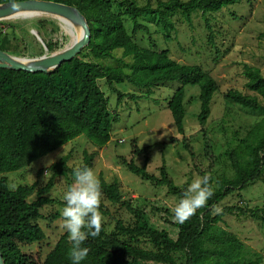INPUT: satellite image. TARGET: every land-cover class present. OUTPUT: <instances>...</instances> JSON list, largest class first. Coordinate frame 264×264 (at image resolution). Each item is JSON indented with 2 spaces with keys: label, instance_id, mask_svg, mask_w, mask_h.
<instances>
[{
  "label": "trees",
  "instance_id": "16d2710c",
  "mask_svg": "<svg viewBox=\"0 0 264 264\" xmlns=\"http://www.w3.org/2000/svg\"><path fill=\"white\" fill-rule=\"evenodd\" d=\"M19 0H0V3ZM75 6L86 18L90 28L89 43L69 61L49 72H27L0 67V173L24 168L61 145L84 134L98 146L111 138L112 125L118 120L109 108V99L99 85L103 80L116 94L117 102L123 97H137L124 93L115 85L127 83L150 93L154 87L177 80L179 85L167 99L176 131L195 161L191 141L184 134V95L186 85L198 86L199 113L197 120L204 135V151L214 163L210 138L203 125L211 110V102L218 83L209 71L197 64L176 61L167 48L159 47L150 35L140 16H148L161 26L165 36L175 29L173 17L190 22L192 15L200 12L208 30V42L219 52L214 43V28L207 14H214L240 0H151L143 5L136 0H52ZM131 26L128 30L127 25ZM143 31L147 45L135 39ZM26 33V32H25ZM25 34L19 32L11 21L0 19V50L15 56H28L29 47ZM48 52L61 50L58 42L46 40ZM68 46V45H66ZM65 46V47H66ZM120 53L117 55V53ZM83 56V57H82ZM111 59L114 63L100 62ZM245 86L264 100V76L258 67L244 65ZM261 120L244 137L238 139L227 152L233 175L217 179L218 187L208 200L207 206L198 209L183 224L174 222V232L152 226L141 208L123 200L119 182L110 183L100 178L103 197L112 204H121L131 214V222L116 219L113 229L107 230L102 223L99 236H88L82 247L89 253L80 264H260L261 254L245 256V244L235 234L219 226L222 213L213 214V206L235 189L242 190L249 183H264V103L256 96L230 89L225 95ZM146 148H140L145 150ZM140 150L133 144L130 156H119L120 162L130 172L177 195L179 200L187 185H175L163 163L159 176L149 173L145 165L135 163L133 155ZM95 153L83 152L82 164L69 165L70 152L48 165L47 183L38 186L18 185L13 190L6 177H0V252L4 264H73L70 257L72 243L68 232L62 234L43 259H36L23 250L22 245L40 242L45 233L37 223L42 206L52 203L64 205V196L52 198L48 194L55 180L65 176L66 190L74 181V169L93 168ZM196 170L202 177L210 175L195 161ZM34 196L33 199H29ZM102 213L107 210L102 209ZM236 210L242 215L264 220V205L253 208L225 206L222 212ZM173 217L172 209L163 208ZM56 214H54L55 216ZM177 254V255H176Z\"/></svg>",
  "mask_w": 264,
  "mask_h": 264
},
{
  "label": "rangeland",
  "instance_id": "374dc122",
  "mask_svg": "<svg viewBox=\"0 0 264 264\" xmlns=\"http://www.w3.org/2000/svg\"><path fill=\"white\" fill-rule=\"evenodd\" d=\"M143 5L147 0H136ZM157 0H151L155 6ZM214 28V43L219 52L208 42V30L205 27L204 16L200 12L192 15L191 21L186 22L181 17H173L175 29L165 36L161 26L148 16H140L139 21L146 25L150 35L161 48H167L176 61L197 64L209 71L218 83L210 115L203 125L207 137L210 138L214 163L206 157L204 151V135L198 123L199 89L196 85H186L184 95L185 116L183 119L184 134L190 139L195 153V161L214 178L212 187L216 189L217 179L222 176L231 177L233 170L226 157V152L244 137L255 124L261 120L260 115L250 113L224 95L230 89H235L250 96L264 100L256 92L245 86L243 76L244 65L258 67L264 76V0H240L222 10L206 15ZM4 20L11 21L19 32L25 34L29 55L23 57H40L48 52L45 41L53 40L62 47L69 45L77 36L72 25L55 16L44 13L15 15ZM128 30L131 26L127 25ZM36 31L42 43L33 33ZM26 32V33H25ZM135 39L141 45H147V34L139 31ZM54 51H58L57 49ZM53 51V52H54ZM120 53L118 52L117 55ZM83 57V56H82ZM100 62L111 64V59ZM101 89L109 99V108L118 120L113 123L111 138L102 146L93 143L84 134L61 145L56 150L40 157L22 169L0 173L11 185H30L37 182L43 186L49 179L47 167L62 155L70 152L69 165L77 167L82 164L83 152L95 153L92 170L98 179L103 178L110 183L119 182L123 200L129 201L134 207L141 208L149 223L157 229L165 228L174 232V218L167 216L163 208L173 209L178 203L177 195L167 191V187L157 185L133 174L120 162L119 156L129 157L133 144L140 150L133 155L137 165H145L146 170L159 176L160 167L164 163L169 176L175 185H188L196 178L202 177L195 168V161L181 141L182 135L176 131L173 119L167 108V99L179 85L177 80L161 84L150 93L137 89L127 83L116 84L115 87L124 93H132L137 97H123L117 102V96L110 91L103 80H99ZM65 176L55 180V185L49 192L52 198L64 196L66 191ZM11 188V187H10ZM31 196L29 199H33ZM264 205V183L256 180L244 189H235L215 206H240L253 208ZM64 205L57 203L41 207L42 217L36 221L45 233L40 242L22 245L23 250L32 254L36 259H43L53 247L57 239L67 232L62 227L60 214ZM107 213H102L107 230L113 229L115 220L131 222L132 216L121 204H112L103 196L100 204ZM101 211V210H100ZM54 214H56L54 216ZM219 226L235 234L245 244V256L254 253L261 254L264 264V220L242 215L236 210L222 212ZM177 255V254H176Z\"/></svg>",
  "mask_w": 264,
  "mask_h": 264
},
{
  "label": "clouds",
  "instance_id": "9594fccd",
  "mask_svg": "<svg viewBox=\"0 0 264 264\" xmlns=\"http://www.w3.org/2000/svg\"><path fill=\"white\" fill-rule=\"evenodd\" d=\"M211 177L206 174L194 179L183 192L182 198L173 207V218L178 224H183L194 216L198 209L207 206L208 200L214 195L210 183ZM74 183L64 193V206L60 211L62 227L68 232L72 243L70 257L73 264H80L89 249L82 247L88 236L100 235L103 214L100 211L102 199L101 183L96 173L89 167L74 169ZM13 190L16 185L10 186ZM213 214L222 213V208L213 206Z\"/></svg>",
  "mask_w": 264,
  "mask_h": 264
},
{
  "label": "water",
  "instance_id": "95a60500",
  "mask_svg": "<svg viewBox=\"0 0 264 264\" xmlns=\"http://www.w3.org/2000/svg\"><path fill=\"white\" fill-rule=\"evenodd\" d=\"M32 13L50 14L72 25L81 26L82 31L68 46L40 57L15 56L0 50L1 68L24 70L33 73L49 72L63 62L77 56L89 43L90 28L84 15L75 6L52 0H19L0 3V19ZM32 33L42 42L36 31H32ZM44 47L48 50L45 45ZM0 264H4L1 252Z\"/></svg>",
  "mask_w": 264,
  "mask_h": 264
},
{
  "label": "bare ground",
  "instance_id": "6f19581e",
  "mask_svg": "<svg viewBox=\"0 0 264 264\" xmlns=\"http://www.w3.org/2000/svg\"><path fill=\"white\" fill-rule=\"evenodd\" d=\"M71 24V23H70ZM72 25V24H71ZM72 27L74 28L77 36L80 35L81 31H82V27L81 26H75V25H72ZM76 38V37H75ZM74 38V39H75Z\"/></svg>",
  "mask_w": 264,
  "mask_h": 264
}]
</instances>
